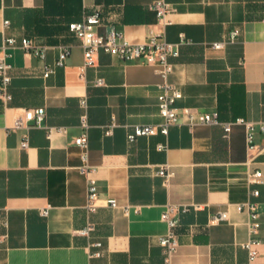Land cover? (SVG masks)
<instances>
[{"label": "crops", "instance_id": "0c3cea01", "mask_svg": "<svg viewBox=\"0 0 264 264\" xmlns=\"http://www.w3.org/2000/svg\"><path fill=\"white\" fill-rule=\"evenodd\" d=\"M158 1L0 0V44L14 35L46 46L44 58L17 46L8 59L11 99L0 101V264H244L243 243L250 237L260 242L255 263L264 264L263 133L254 134L252 148L240 126L228 139L219 126L177 123L167 135L127 140L131 125L161 121L157 95L164 82L182 93L175 102L179 113L193 107L221 122L264 121V0H165L172 7L167 23L153 9ZM93 9L102 15L100 33L179 42L168 69L99 51L80 75L82 47L68 23ZM234 30V41L212 46ZM59 46L69 48L64 65L44 77ZM36 106L45 108L38 125L12 128L23 109ZM84 113L86 163L94 168L99 197L93 212L84 207L87 177L78 170L84 160L74 144ZM162 166L167 178L158 173ZM255 169L262 171V183H248L246 175ZM110 198L117 207L106 205ZM247 201L260 224L253 235L248 212L236 206ZM169 205L178 218L179 245L166 263L158 237L167 231L160 215ZM218 210L226 219L210 222ZM86 223L95 229L77 234Z\"/></svg>", "mask_w": 264, "mask_h": 264}, {"label": "built area", "instance_id": "2783aa9c", "mask_svg": "<svg viewBox=\"0 0 264 264\" xmlns=\"http://www.w3.org/2000/svg\"><path fill=\"white\" fill-rule=\"evenodd\" d=\"M156 12L158 21L161 23H167L166 15L172 10L171 5L165 0H159L153 6ZM102 15L99 9H93L90 13L85 15L82 19L71 21L68 23V30L72 33L80 43L82 47V64L80 66V75L85 68L93 66L96 62V55L99 51H104L110 55L116 56L123 61H144L146 63L160 64L164 67V71L168 69V58L176 55L178 52L177 43L166 41L162 37H158L154 34L149 35L143 41H129L121 37L120 33L110 30L106 33H100L97 27L100 25ZM9 20L4 19V26L9 25ZM238 32L232 31L223 41L214 42L212 46L214 48H221L225 42L234 41ZM19 46L24 52L44 58L46 46L36 45L30 38L22 36L19 39L14 35L3 37L0 44V101L6 105L10 99L11 94L9 92V85L11 77L8 74L10 64L8 59L11 56V49ZM69 54V48L67 46H59L57 59L52 66L44 65L43 76L47 77L54 71L55 67L63 66L67 55ZM98 83L102 80L98 79ZM182 96L179 88L169 83L160 84V92L157 95V107L158 113L161 117V121L157 124H134L131 125L130 130L127 132V140L133 142L138 136L152 135L155 133H161L167 135L169 126L177 123H185L189 127L196 124H207L219 126L222 130V136L224 139H228L229 135L235 126H240L244 130L245 141L248 148L253 147L254 134L260 131L264 134V121H252L243 117H236L233 120L221 122L218 120L216 114L209 113L193 107H183L178 112V108L175 106V102ZM81 105L85 107V100L80 101ZM45 116V108L43 106H36L32 108L23 109L15 119L12 128L27 127L30 122L38 125ZM80 125L83 128V132L74 139V144L82 150V158L84 163L78 166L80 173L87 177L86 187V202L85 209L88 212H93L99 206V197L97 194V188L95 185V179L91 177V173L94 171L93 167H90L86 163V149H87V134L86 129L88 123L86 120V114H82L80 117ZM27 146V140L24 139L21 142V147ZM157 148L162 150L166 149V144L159 143ZM158 173L164 178L168 177V170L166 166L160 167ZM263 173L260 169L250 171L246 175L248 183H262ZM253 196H258L257 189L250 191ZM106 205L110 207H117L115 199H106ZM237 209L246 210L249 214V233L253 235L259 228L258 215L255 212L252 202L247 201L241 204H237ZM198 208L197 205L193 206ZM188 206H182L181 211H186ZM49 206L44 207L41 210L42 215H47ZM174 207L169 205L165 211L160 215L161 219L167 224V231L165 234L158 237V243L163 249L164 260L166 263H170L172 257L176 254L178 249V237L175 231L178 225V218L173 214ZM227 213L225 210H218L210 217V222H218L225 220ZM95 229L94 224L86 223L83 227L77 229L75 232L82 236H89ZM1 241V240H0ZM259 240L250 237L243 247L247 251V261L244 264H256L255 259L258 255L257 246ZM95 245L99 246L97 242ZM94 254L99 255L98 252Z\"/></svg>", "mask_w": 264, "mask_h": 264}]
</instances>
